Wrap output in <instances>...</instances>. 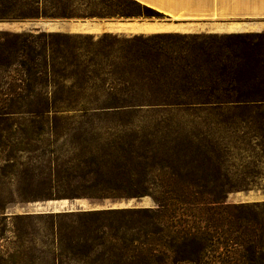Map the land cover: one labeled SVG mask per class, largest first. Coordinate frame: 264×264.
Here are the masks:
<instances>
[{"label":"rangeland","instance_id":"rangeland-1","mask_svg":"<svg viewBox=\"0 0 264 264\" xmlns=\"http://www.w3.org/2000/svg\"><path fill=\"white\" fill-rule=\"evenodd\" d=\"M71 1L77 11L102 13L117 2L127 3ZM15 3L14 0V11L18 7ZM164 3L175 7L177 15L205 14L211 9L221 12L228 7L233 13L239 10L238 0ZM180 17L75 18L179 22ZM22 19L30 18L1 20L10 27L0 25V31L83 33L96 37L108 33L110 40L122 42L105 49L112 53L133 47V40L153 35L123 28L101 33L69 32L56 30L63 28L58 25L16 22ZM202 33L213 34V42L208 45L214 54L221 46L228 53L225 45L235 40L228 35L239 34ZM242 34L244 42L232 47L245 58L238 73L256 78L264 99V31ZM198 43H194V49ZM53 57L47 51L39 58ZM110 61L118 70L138 65ZM197 80L194 70V83ZM54 81L57 84L50 83L35 97L55 101L47 110L29 106L34 98L25 94L3 107L4 90H0V264H133L132 238L148 219L129 211L157 208L153 197L161 191L231 188L228 202H264V101L219 109L152 105L148 103L160 89L157 80L141 78L135 72L103 74L100 79L60 76ZM99 85L106 91L114 86L122 90L119 98L135 97L145 105L129 113L95 109L87 102L106 97L97 88ZM97 210L103 212H90ZM196 215L194 206L181 207L171 217L168 214L166 221L175 219L179 224L194 226ZM164 245V264H177L176 248ZM214 258L208 254L204 260L212 263ZM252 264L264 261L257 259Z\"/></svg>","mask_w":264,"mask_h":264},{"label":"trees","instance_id":"trees-1","mask_svg":"<svg viewBox=\"0 0 264 264\" xmlns=\"http://www.w3.org/2000/svg\"><path fill=\"white\" fill-rule=\"evenodd\" d=\"M15 2L18 7L14 11V0H0V21L41 16H165L158 9L137 0L117 2L104 13L77 11L71 0ZM243 36L242 33L228 35V38L235 39L225 45L228 53L222 46L216 54L209 51L211 46L208 44L213 42L214 36L203 33H156L139 41L133 40L136 44L129 49L121 48L112 53L105 49L119 43L122 45V42L114 38L110 40L108 33L96 37L83 33L0 31L3 107L19 101L25 94L34 98L28 102L29 106L47 110L55 101L35 97L50 83L57 84L55 77L81 75L100 79L103 74L111 76L116 72H135L141 78L156 79L160 89L154 94L153 101H149L148 104L152 105L215 109L256 105L264 101L259 83L256 78L238 73L245 58L232 48L244 42ZM197 42L200 43L194 49ZM47 51L54 56L52 59L39 58ZM110 59L138 65L134 69L118 70ZM113 67L116 69L106 71ZM194 70L198 74L195 83ZM213 72L216 76H212ZM97 88L102 90L103 86ZM121 91L112 86L101 91L106 96L104 99L96 97L87 104L95 109L126 113L145 105L135 97L119 98ZM229 193L231 188L227 191H161L153 197L157 208L129 211L134 216L148 219L139 228V234L132 238L133 264H164V242L171 250L176 248L177 264H252L257 259L264 261V202L231 203L227 200ZM189 206H194L197 212L194 226L179 224L175 219L166 221L168 214L171 217L176 209ZM90 212L102 213L103 210ZM208 254L215 257L212 263L204 260Z\"/></svg>","mask_w":264,"mask_h":264},{"label":"crops","instance_id":"crops-1","mask_svg":"<svg viewBox=\"0 0 264 264\" xmlns=\"http://www.w3.org/2000/svg\"><path fill=\"white\" fill-rule=\"evenodd\" d=\"M163 12L169 17H178L179 22L170 21H131V22H94L68 24L62 29L69 32L101 33L111 28H123L133 33H166V32H189V33H244L264 31V0H238L239 10L233 13L231 7L207 10L205 14L195 13L191 15L175 13L176 8L164 3V0H140ZM178 21V20H177ZM10 27V24L0 23Z\"/></svg>","mask_w":264,"mask_h":264},{"label":"water","instance_id":"water-1","mask_svg":"<svg viewBox=\"0 0 264 264\" xmlns=\"http://www.w3.org/2000/svg\"><path fill=\"white\" fill-rule=\"evenodd\" d=\"M153 18H155V17H153ZM114 21H117L116 18L111 19V20H106L105 22H114ZM2 22H4V21H2ZM16 22L22 23V24H31L32 26H37L40 24H49V25H58V26L65 27L68 24L94 22V20L88 19V18H75V17H72V18H44V17H40V18H30V19L17 20Z\"/></svg>","mask_w":264,"mask_h":264},{"label":"bare ground","instance_id":"bare-ground-1","mask_svg":"<svg viewBox=\"0 0 264 264\" xmlns=\"http://www.w3.org/2000/svg\"><path fill=\"white\" fill-rule=\"evenodd\" d=\"M145 3V2H144ZM147 4V3H146ZM148 5H150V4H148ZM150 6H152V5H150ZM154 7V6H153Z\"/></svg>","mask_w":264,"mask_h":264}]
</instances>
